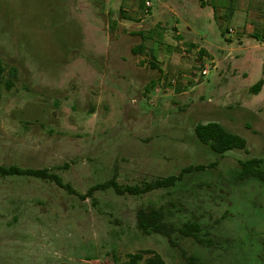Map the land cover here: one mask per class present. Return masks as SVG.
<instances>
[{
    "label": "rangeland",
    "instance_id": "obj_1",
    "mask_svg": "<svg viewBox=\"0 0 264 264\" xmlns=\"http://www.w3.org/2000/svg\"><path fill=\"white\" fill-rule=\"evenodd\" d=\"M263 12L264 0H0V165L62 183L0 175V264H127L135 252V264H264V181L238 176L242 161L264 164ZM207 122L244 148L200 142ZM179 173L139 194L88 193ZM147 207L210 242L143 234Z\"/></svg>",
    "mask_w": 264,
    "mask_h": 264
},
{
    "label": "trees",
    "instance_id": "obj_2",
    "mask_svg": "<svg viewBox=\"0 0 264 264\" xmlns=\"http://www.w3.org/2000/svg\"><path fill=\"white\" fill-rule=\"evenodd\" d=\"M3 71L4 67L0 60V76L2 75ZM261 84L262 80L259 79L255 84L251 86V90L257 91L260 88ZM8 85V83H5L6 87ZM194 133L200 142L208 144L213 151L220 154L232 148H244V140L240 136L226 131L216 122L197 124L194 127ZM261 162L262 159L258 157H253L240 162V169L238 174L239 178L256 177L259 180L264 181V164L261 165ZM201 167L202 166L200 165L188 166L183 168L180 173L191 169H199ZM180 173L178 174V176L171 175L149 180L143 182L141 185L136 184L119 186L113 179H110L103 182L102 184L92 186L89 189L88 193L95 189H103L110 186L116 193L139 194L154 188L172 185L175 179L180 176ZM0 175H31L52 180L57 185L62 186V183L60 182L58 176L55 173L49 172L44 168L32 169L20 168L15 165H0ZM65 187L67 186L65 185ZM69 191L71 190L69 189ZM135 221L137 228L143 234H149L151 232L161 233L167 237L169 243L171 244H174L172 233L175 231L178 232V234L182 237H190L198 242H210V240L208 239L199 238L197 236L199 225L196 222L185 221L182 222L179 226H175L173 223L165 219L164 211L160 207H147L137 209L135 213ZM144 252L147 251L144 250ZM140 258L141 252L129 254L127 264H135ZM145 264H164V262L158 254L152 253L151 256H147L145 258Z\"/></svg>",
    "mask_w": 264,
    "mask_h": 264
},
{
    "label": "built area",
    "instance_id": "obj_3",
    "mask_svg": "<svg viewBox=\"0 0 264 264\" xmlns=\"http://www.w3.org/2000/svg\"><path fill=\"white\" fill-rule=\"evenodd\" d=\"M145 5L148 6L149 5V2L148 1H145ZM262 15H263L262 16V20H263V23H264V12H263ZM228 31L232 33L233 32V29L229 28ZM261 34L264 35V29L261 30ZM206 72H207V70L204 67L199 70V74H201V75H205Z\"/></svg>",
    "mask_w": 264,
    "mask_h": 264
},
{
    "label": "crops",
    "instance_id": "obj_4",
    "mask_svg": "<svg viewBox=\"0 0 264 264\" xmlns=\"http://www.w3.org/2000/svg\"><path fill=\"white\" fill-rule=\"evenodd\" d=\"M261 87V86H260Z\"/></svg>",
    "mask_w": 264,
    "mask_h": 264
}]
</instances>
